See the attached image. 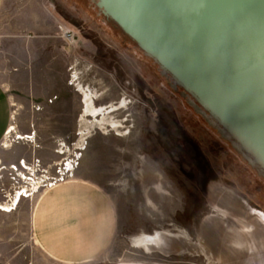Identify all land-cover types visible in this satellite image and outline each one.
<instances>
[{"label": "rangeland", "instance_id": "1", "mask_svg": "<svg viewBox=\"0 0 264 264\" xmlns=\"http://www.w3.org/2000/svg\"><path fill=\"white\" fill-rule=\"evenodd\" d=\"M10 5L0 32V84L14 116L0 143V264H68L39 247L33 215L47 191L72 182L99 189L115 213L105 251L78 264H209L174 249L147 254L134 241L184 232L220 256L215 246L241 230L233 222L241 216L263 240L247 264H264V168L193 95L95 0ZM78 83L95 94L97 107L125 100L110 115L127 120L124 136L80 123ZM231 255L246 264L235 248Z\"/></svg>", "mask_w": 264, "mask_h": 264}, {"label": "water", "instance_id": "2", "mask_svg": "<svg viewBox=\"0 0 264 264\" xmlns=\"http://www.w3.org/2000/svg\"><path fill=\"white\" fill-rule=\"evenodd\" d=\"M264 168V0H95Z\"/></svg>", "mask_w": 264, "mask_h": 264}, {"label": "crops", "instance_id": "3", "mask_svg": "<svg viewBox=\"0 0 264 264\" xmlns=\"http://www.w3.org/2000/svg\"><path fill=\"white\" fill-rule=\"evenodd\" d=\"M11 3L12 0H0V32L6 28ZM13 118L9 94L0 84V143L13 127ZM114 230L115 213L108 197L85 182L52 188L34 210L35 241L59 262L78 264L99 256L109 245Z\"/></svg>", "mask_w": 264, "mask_h": 264}, {"label": "bare ground", "instance_id": "4", "mask_svg": "<svg viewBox=\"0 0 264 264\" xmlns=\"http://www.w3.org/2000/svg\"><path fill=\"white\" fill-rule=\"evenodd\" d=\"M72 78H73L72 81L74 85V83L77 82L78 76L74 74ZM77 88L78 89L76 92L80 95L81 104H82V112H81L82 114H81L80 123H83V125H85L86 127L90 129L98 128V129L106 130L108 128H111V130L116 132L118 136H124L125 134L121 135L122 130H129L124 127V123L127 122V120H124V121L114 120L111 118L110 115L115 112H119L120 110L125 108L126 107L125 100H122L119 104L111 103L107 106L97 107L95 105L97 98L94 96L95 94H93V92L90 91V89L83 88L79 83L77 84ZM13 130H14V127H11L7 134H10ZM0 209H2L1 206H0ZM221 216L227 219L229 214L226 212H223L221 213ZM241 217L234 218L233 222L236 221V224L238 223V225L236 224L235 225L239 226L241 230L233 231L234 232V235L232 237L233 239L232 240L229 239V241H224V246L220 248H217L215 246V248L221 252V255L219 254L220 256H217L214 253H212V249L209 248V245L204 243L202 240L195 242L191 239L190 235H188L187 233L178 232V231L157 232L154 236L142 235L141 237H138L135 239L134 241L135 247L145 250L147 254H152V253L157 252L162 255H169L173 253L174 251L175 252L177 251V253L174 255L179 256V255L189 254L192 257L199 256L201 258H204V260L209 264H234L236 263L235 262L236 260L234 259V257L235 256L238 257V253H236L235 256L231 255L233 248H235L237 251H239V255H242L241 257L244 258L247 264V263H250L248 262V260L251 261L252 259L250 258L251 255L256 254V253L259 254L261 252L263 240L260 234H256L252 231V226L249 223L248 218L244 219ZM215 224L219 225L218 222ZM223 239L224 238H222V240ZM214 242L217 246L220 245L219 241L215 240ZM228 244H230V246ZM228 247L229 249L227 251ZM173 249L174 251H172ZM238 264H240V261Z\"/></svg>", "mask_w": 264, "mask_h": 264}, {"label": "trees", "instance_id": "5", "mask_svg": "<svg viewBox=\"0 0 264 264\" xmlns=\"http://www.w3.org/2000/svg\"><path fill=\"white\" fill-rule=\"evenodd\" d=\"M243 150H244V152H245L246 155L252 157L255 160V158L249 152H247L245 149H243Z\"/></svg>", "mask_w": 264, "mask_h": 264}, {"label": "built area", "instance_id": "6", "mask_svg": "<svg viewBox=\"0 0 264 264\" xmlns=\"http://www.w3.org/2000/svg\"><path fill=\"white\" fill-rule=\"evenodd\" d=\"M67 37H71L70 33L69 32H66L65 34Z\"/></svg>", "mask_w": 264, "mask_h": 264}]
</instances>
